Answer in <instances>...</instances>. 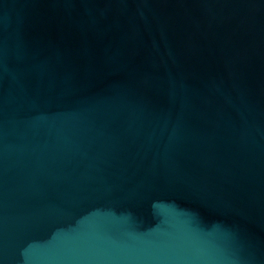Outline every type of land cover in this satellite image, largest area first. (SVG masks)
Masks as SVG:
<instances>
[{
    "label": "water",
    "instance_id": "water-1",
    "mask_svg": "<svg viewBox=\"0 0 264 264\" xmlns=\"http://www.w3.org/2000/svg\"><path fill=\"white\" fill-rule=\"evenodd\" d=\"M0 264H264V0H0Z\"/></svg>",
    "mask_w": 264,
    "mask_h": 264
}]
</instances>
